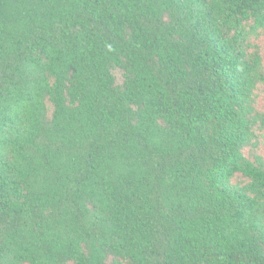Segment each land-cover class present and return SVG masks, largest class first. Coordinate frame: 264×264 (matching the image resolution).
<instances>
[{"label": "trees", "instance_id": "1", "mask_svg": "<svg viewBox=\"0 0 264 264\" xmlns=\"http://www.w3.org/2000/svg\"><path fill=\"white\" fill-rule=\"evenodd\" d=\"M264 0H0V264H264Z\"/></svg>", "mask_w": 264, "mask_h": 264}, {"label": "rangeland", "instance_id": "2", "mask_svg": "<svg viewBox=\"0 0 264 264\" xmlns=\"http://www.w3.org/2000/svg\"><path fill=\"white\" fill-rule=\"evenodd\" d=\"M261 45L264 50V42H261ZM257 106L264 112V97L259 98V102ZM261 141H262L261 153L264 155V134L261 136Z\"/></svg>", "mask_w": 264, "mask_h": 264}]
</instances>
